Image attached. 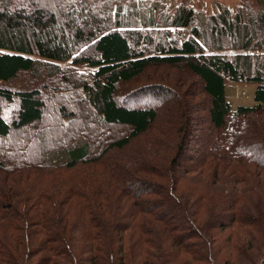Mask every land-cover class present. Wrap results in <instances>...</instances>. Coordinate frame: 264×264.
Returning a JSON list of instances; mask_svg holds the SVG:
<instances>
[{
    "label": "trees",
    "instance_id": "obj_1",
    "mask_svg": "<svg viewBox=\"0 0 264 264\" xmlns=\"http://www.w3.org/2000/svg\"><path fill=\"white\" fill-rule=\"evenodd\" d=\"M254 2L0 0V264H221L226 229L224 264H264V179L242 193L264 174ZM229 80L255 105L232 111Z\"/></svg>",
    "mask_w": 264,
    "mask_h": 264
},
{
    "label": "rangeland",
    "instance_id": "obj_2",
    "mask_svg": "<svg viewBox=\"0 0 264 264\" xmlns=\"http://www.w3.org/2000/svg\"><path fill=\"white\" fill-rule=\"evenodd\" d=\"M147 2L153 3V4H160L165 11H167L168 13L174 11L177 7L181 6V5H188L190 7H192L193 9H195V11L197 13L200 14H205L206 16L208 15H214V14H218L221 12L222 8H228L230 11H232L233 13L236 12L242 5L246 4V5H251L253 4L254 9H257V5L255 4L254 0H146ZM64 65V64H62ZM88 70V69H85ZM160 71L157 72L158 74H162L163 76H171L173 75V77L176 75L179 78L180 77H184L186 79H189V81H191V83L196 85V82L198 81V79L188 73H185L183 71H179L177 69H172V68H160ZM150 80H153L154 77V72L151 71L150 73ZM149 79H147V81H150ZM144 80H142L143 82ZM188 81V82H189ZM144 83L141 82H136L133 85L135 86H139L142 85ZM194 85V86H195ZM183 86H187L183 85ZM256 89H257V84L256 83H248V82H233V81H228L227 85H226V97L227 100L232 108V111H235L239 106H253L255 105L256 101H255V93H256ZM52 106H54V104H52ZM53 107H51L49 109V113H53L54 112ZM53 125V123H51V126ZM140 140V139H139ZM137 140V141H139ZM141 141V140H140ZM140 144H143V142H140ZM210 173H198L197 174V178L195 179L196 181L198 180H203L204 176H209ZM258 171H254L253 173H251V177L253 179H251V183H248L246 186V188L242 191V193H245L247 190H250V188H254L256 189L257 193H258V189L259 188H263V186L258 185L257 181L260 180L261 178L264 179V174L262 175H258ZM194 176V175H193ZM261 176V177H260ZM260 177V179H259ZM220 180H216V182L213 181V179L211 180V186L214 189V194H218L219 192H215L216 189H218V186L216 185L217 182H219ZM213 182V183H212ZM188 189V187H187ZM263 192L261 193V197H264V195H262ZM256 201H250V199H246L245 203H248V206L253 208L254 210L257 209V207L259 206V200L258 198H255ZM201 211V209L199 210V212ZM207 211H209V209L207 208ZM214 233H218L216 234V238H215V248L217 249V251L219 252V261H221V264L225 263V259L229 257V252H230V246L231 244L229 242H227V238L231 232L230 229H226V230H214ZM234 232V231H233ZM235 235L237 238H244L245 234H243L242 236H240V233L236 232L235 230ZM248 236L246 235V238ZM246 246L249 247L250 249H253V246L250 243H246ZM241 254V252H240ZM239 255V254H238ZM225 260V261H224ZM233 261L228 262V264H247L249 261L247 260H243V262H239L240 258L237 257L235 259H232ZM224 262V263H223ZM253 263V262H252Z\"/></svg>",
    "mask_w": 264,
    "mask_h": 264
}]
</instances>
